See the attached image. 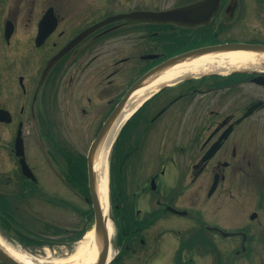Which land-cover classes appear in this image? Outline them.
I'll return each instance as SVG.
<instances>
[{"label": "flooded vegetation", "instance_id": "flooded-vegetation-1", "mask_svg": "<svg viewBox=\"0 0 264 264\" xmlns=\"http://www.w3.org/2000/svg\"><path fill=\"white\" fill-rule=\"evenodd\" d=\"M204 1L0 0L2 239L28 249L46 239L67 254L95 225L88 195L43 183L78 180L75 167L87 164L131 72L210 45L262 53L264 0H218L210 18L207 9L193 12ZM171 8L174 20L149 16ZM224 67L159 85L110 152L123 205L109 209L111 223L128 217L135 231L156 216L176 217L174 264H264V63ZM127 173L145 175L139 191L157 197L146 216L135 208L140 185L125 192ZM69 193L89 207H71ZM39 196L50 212L44 219Z\"/></svg>", "mask_w": 264, "mask_h": 264}, {"label": "bare ground", "instance_id": "bare-ground-1", "mask_svg": "<svg viewBox=\"0 0 264 264\" xmlns=\"http://www.w3.org/2000/svg\"><path fill=\"white\" fill-rule=\"evenodd\" d=\"M263 63L264 53H256L243 49H238L237 51H215L204 53L196 57H188L171 66L156 71L146 78V80H144L127 98L123 109L107 128L105 131L106 133L91 157L92 171L94 174L93 193L96 197V201L100 204L99 207L102 212V218L106 216L109 208L107 161L111 141L121 123L135 111L143 99L148 97L159 85L180 78L188 72H194L199 69H209L216 65L225 66L224 69H228V67L237 65ZM111 225L109 221H105L108 238H111L113 235V228ZM86 236L89 240L88 245L82 246L79 249L77 248L78 250H76L70 258L65 260H52L47 263L23 252L22 249L5 244L2 240H0V248L9 256L13 257L14 260L22 264H96L97 255H99L102 248V240L93 229L87 231ZM112 253L113 250L109 248L105 253V257L109 259Z\"/></svg>", "mask_w": 264, "mask_h": 264}, {"label": "rangeland", "instance_id": "rangeland-1", "mask_svg": "<svg viewBox=\"0 0 264 264\" xmlns=\"http://www.w3.org/2000/svg\"><path fill=\"white\" fill-rule=\"evenodd\" d=\"M137 72H131L128 79L124 82L129 83L130 81L136 79L137 75L135 76ZM118 81H121V77L119 76ZM121 86L119 85V88ZM124 87V85H123ZM79 133V131H78ZM88 135V134H87ZM78 136V134H77ZM81 140V138L79 137ZM145 177V175H144ZM144 177L141 178V180L135 181L134 178L131 176L130 173H127V183H125V192L132 193L136 190V186L140 185L138 189L137 200L135 203V208L138 209L141 213V216H146L148 212L152 209H155L156 206V196L151 191L149 195L142 194L140 190L141 185L144 183ZM51 188L54 191L57 190H64L65 192H68L70 188L67 187V185L60 183L58 180H54L53 182L51 180H47L45 183H43V188ZM69 201L75 204L76 206L82 207V208H88L89 204L82 200L81 198H78L76 195H72L71 193L68 194ZM40 201V202H39ZM36 206L39 209L38 217L41 219H44L46 217L47 213H50L48 210H46V203L43 199L40 197L38 198V201L36 203ZM56 215V214H55ZM39 218V219H40ZM61 215L57 214L55 216V220L60 219ZM44 221V220H42ZM178 219L174 216L168 215L166 218L157 220L153 225H150L149 228L145 229L143 232V240L144 243L136 246V251L127 254L124 257V264H173V258L175 255V251L177 250L178 246ZM182 224L183 229L188 228L190 225L189 222H184ZM93 229V226H90L89 230ZM188 231L186 230L185 233ZM115 232L111 236V240L114 239ZM0 240L2 238L0 237ZM4 241V240H3ZM2 241V242H3ZM5 244L11 246L8 244V242L4 241ZM89 240L87 236L83 237L81 241L77 242L75 246L73 247L71 252H68L67 254H63L62 252L65 251V248H58V247H37L33 248L31 251H27L28 254L35 257L36 259H39L43 262H51L52 260H65L71 257L73 253H75L76 250H78L80 247L88 245ZM78 248V249H77ZM56 252H54V250ZM114 249V248H113ZM116 252V249H114ZM61 253V254H58ZM186 253V251H185ZM158 261V262H157Z\"/></svg>", "mask_w": 264, "mask_h": 264}, {"label": "water", "instance_id": "water-1", "mask_svg": "<svg viewBox=\"0 0 264 264\" xmlns=\"http://www.w3.org/2000/svg\"><path fill=\"white\" fill-rule=\"evenodd\" d=\"M173 12V11H172ZM166 14H168V12H162V13H152L151 12V17H156V18H163ZM241 48L242 46L240 45H232V46H228L227 44L226 45H218V46H210V47H207V48H202V49H197V50H194L192 52H189V53H186L183 54V55H178V56H174L170 59H168L166 62H163L161 63L160 65L156 66V68L150 70L149 72L145 73L143 76H141L139 79H137V81L129 88V90L126 92V94L124 95V97L121 99V101L118 103L117 105V109H115V112H114V115L117 114V112H119L121 110V108L123 107V105L125 104L127 98L130 96V94L135 90L137 89L140 84L146 80V78L148 76H150L151 74H153L154 72H156L157 70H160V69H163L164 67H166L167 65H172V64H175L176 62H178L179 60H183L184 58H186V56H199L201 54H204V53H207V52H211V51H216V50H227V49H231V48ZM66 49V48H65ZM65 49H63V51H61L59 54H57V56H55L53 58L56 59L58 58L64 51ZM107 125V124H106ZM98 142V139L93 143V145L91 146V149L89 151V162H88V172H89V187H90V190H91V193H92V197H93V207H94V210H95V214H96V218H97V223H96V229L97 230H102V233L104 235V239H105V247L108 245V241H107V236L105 235L106 232H105V228L104 226L102 225L103 222H102V218H101V210H100V207L98 204V202L96 201V197L93 193V189H94V182H93V172H92V164H91V157H92V154H93V150L95 149V146ZM0 259L2 261H4L5 263L7 264H22L20 262H18L17 260H14L13 257L9 256L7 253H5V251L3 249L0 248ZM105 250L100 254L99 256V260L96 262V264H104L105 263Z\"/></svg>", "mask_w": 264, "mask_h": 264}, {"label": "trees", "instance_id": "trees-1", "mask_svg": "<svg viewBox=\"0 0 264 264\" xmlns=\"http://www.w3.org/2000/svg\"><path fill=\"white\" fill-rule=\"evenodd\" d=\"M73 169H74V168H70V175H72V176H73V174H72ZM75 169L78 171V175H77L78 180H76V181L74 182V181H72L71 179L68 178V182H69V184H72V185H74V186H78V188H79L80 190H83L84 192L87 193V185H88V184H87V182H86V176H84V178H83L82 180H80V174H81L82 171H83V172L85 171V165H79V166L75 167ZM113 169H116V167L114 166ZM114 171H115V170H114ZM84 173H85V172H84ZM114 173H115V182L117 183V186H116V189L113 190V192H114V194L116 195V193H117L119 190H121V188H122V184L120 183V180H119V178L121 177L120 174H119V172L115 171ZM117 196H118V195H117ZM119 203H120V202H119ZM119 207H120V204H119ZM126 221L129 223L128 220H126ZM127 228H128L127 223H122V222H120V224H119V228H118V230H119V242H121L122 239H124V238H130V237H129V234H130V233H127Z\"/></svg>", "mask_w": 264, "mask_h": 264}]
</instances>
